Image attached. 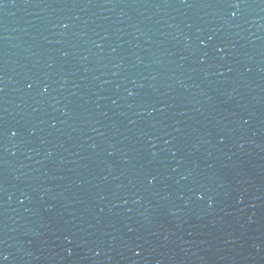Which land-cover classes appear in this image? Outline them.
Listing matches in <instances>:
<instances>
[{"label":"water","instance_id":"water-1","mask_svg":"<svg viewBox=\"0 0 264 264\" xmlns=\"http://www.w3.org/2000/svg\"><path fill=\"white\" fill-rule=\"evenodd\" d=\"M0 264H264V0H0Z\"/></svg>","mask_w":264,"mask_h":264},{"label":"snow or ice","instance_id":"snow-or-ice-1","mask_svg":"<svg viewBox=\"0 0 264 264\" xmlns=\"http://www.w3.org/2000/svg\"><path fill=\"white\" fill-rule=\"evenodd\" d=\"M233 15H235V13H233Z\"/></svg>","mask_w":264,"mask_h":264}]
</instances>
